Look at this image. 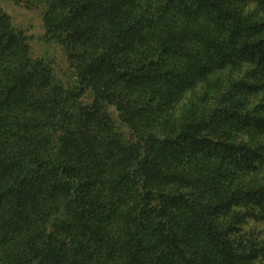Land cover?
<instances>
[{"label":"trees","instance_id":"trees-1","mask_svg":"<svg viewBox=\"0 0 264 264\" xmlns=\"http://www.w3.org/2000/svg\"><path fill=\"white\" fill-rule=\"evenodd\" d=\"M250 220L264 0H0V264H264Z\"/></svg>","mask_w":264,"mask_h":264},{"label":"rangeland","instance_id":"rangeland-1","mask_svg":"<svg viewBox=\"0 0 264 264\" xmlns=\"http://www.w3.org/2000/svg\"><path fill=\"white\" fill-rule=\"evenodd\" d=\"M14 15H15V21L22 26L28 33H35V35L40 36L42 33H44V27H43V23L41 22L40 17L38 16V12L35 10H29L23 7H18V8H14L13 11ZM34 46L38 47V42L36 40H34ZM60 67V72L59 74L63 73V71H65V69H68V77L72 78L73 73L72 70L69 67V62L66 61H62V63L59 65ZM251 222H249L248 225H246V227H248L249 229L252 226H256V227H262L264 226V223L260 222L255 224L252 220H250Z\"/></svg>","mask_w":264,"mask_h":264}]
</instances>
